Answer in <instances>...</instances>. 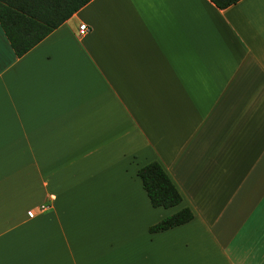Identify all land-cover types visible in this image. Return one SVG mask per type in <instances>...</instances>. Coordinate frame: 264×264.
I'll return each instance as SVG.
<instances>
[{
    "label": "crops",
    "instance_id": "0c3cea01",
    "mask_svg": "<svg viewBox=\"0 0 264 264\" xmlns=\"http://www.w3.org/2000/svg\"><path fill=\"white\" fill-rule=\"evenodd\" d=\"M0 264H264V0H92L20 58L0 27Z\"/></svg>",
    "mask_w": 264,
    "mask_h": 264
},
{
    "label": "trees",
    "instance_id": "16d2710c",
    "mask_svg": "<svg viewBox=\"0 0 264 264\" xmlns=\"http://www.w3.org/2000/svg\"><path fill=\"white\" fill-rule=\"evenodd\" d=\"M92 0H0V27L16 57L20 58L58 29ZM224 10L241 0H209ZM137 175L153 208L179 205L182 197L157 162L139 168ZM193 213L188 208L162 219L149 228L158 233L188 223Z\"/></svg>",
    "mask_w": 264,
    "mask_h": 264
},
{
    "label": "built area",
    "instance_id": "2783aa9c",
    "mask_svg": "<svg viewBox=\"0 0 264 264\" xmlns=\"http://www.w3.org/2000/svg\"><path fill=\"white\" fill-rule=\"evenodd\" d=\"M89 32L88 27L85 24H80L78 26V35L79 36H85ZM49 210V205L47 204H40L34 207H31L28 209L27 214L29 217H36L38 214Z\"/></svg>",
    "mask_w": 264,
    "mask_h": 264
}]
</instances>
